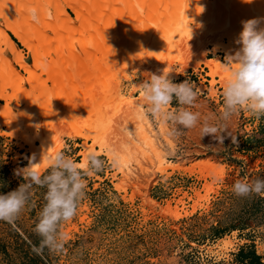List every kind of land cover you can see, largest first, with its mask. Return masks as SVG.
I'll return each instance as SVG.
<instances>
[{"label": "rangeland", "instance_id": "rangeland-1", "mask_svg": "<svg viewBox=\"0 0 264 264\" xmlns=\"http://www.w3.org/2000/svg\"><path fill=\"white\" fill-rule=\"evenodd\" d=\"M60 1L67 14L76 19L68 0ZM161 1L126 0L123 8L132 19H138L135 23L141 27V37L130 43L128 52H119L114 78L110 75L112 79L95 80L98 90L84 88L83 97L90 102L88 109L82 110L80 121L83 125L88 119L89 125L79 127V122H67L63 116L56 119L65 113L58 102L57 89L52 82H46L53 96L44 98L38 80L24 96L27 101L32 98L30 106L25 103L21 109L23 102H17L20 110L12 119L0 114V122H7L0 129V193L15 190L24 182L15 171L33 158L31 142L40 149L34 163L37 168L49 162L48 157L56 151L81 163L83 140L76 136L77 130L92 131L97 124L95 139L99 138L101 145L91 138L88 146L96 150L104 146L112 156H98L101 168L84 176L86 187L74 216L58 225V233L65 237L59 250L36 246L41 237L34 228L47 189L34 185L16 218L12 222L0 220V264H242L238 259L242 250L258 253L259 246L264 248V195L239 197L232 187L237 180L264 178V115L256 116L241 108L230 118L222 119L226 73L213 75L207 66L222 65L228 54L218 50L221 46L233 45L235 49V42L228 39L234 20L240 16L264 18V0H166L167 5ZM225 4L228 10L223 7ZM8 6L15 12L13 5ZM27 7L32 10L28 16L34 19L42 12L48 13L45 6L36 3H28ZM49 13L55 24L66 28L60 10ZM15 17L26 21L21 14ZM36 19V26L41 27ZM81 24L84 26L77 23L76 29H81ZM260 27H264V20ZM7 32L33 66L29 50L9 29ZM67 38L71 56L69 50L79 46L81 40L77 34L72 42L69 34ZM0 54V62L9 60L7 52ZM13 64L18 65L16 60ZM16 68L29 77L19 65ZM93 71L98 75L97 69ZM164 73L174 83L186 80L195 85V102L182 105L173 98L159 113L148 111L144 107L143 83L152 74ZM2 77L0 65V92L6 87ZM106 88L110 89L107 94ZM68 92L72 94V89ZM11 93L17 95L18 90L11 89ZM36 100L41 103L35 104ZM0 103L6 105L1 99ZM32 105L37 106L35 112L39 116ZM182 108L199 115L197 126L184 129L175 124L173 116ZM137 110L145 113L156 131L162 121L168 128L167 138L156 135L166 158L162 163L151 161L143 153L138 135L141 128L131 117ZM136 119L143 123L140 117ZM40 121L43 127L38 124ZM205 122L220 129L217 137L222 136V142L201 136L200 128ZM12 131L21 136L13 137ZM70 134L75 137L70 138ZM204 160L216 166L198 163ZM49 170L50 167L41 175Z\"/></svg>", "mask_w": 264, "mask_h": 264}, {"label": "bare ground", "instance_id": "bare-ground-1", "mask_svg": "<svg viewBox=\"0 0 264 264\" xmlns=\"http://www.w3.org/2000/svg\"><path fill=\"white\" fill-rule=\"evenodd\" d=\"M156 1L159 2L161 0H156ZM28 3L29 4L36 3V4H39L40 7L45 6V9L48 11V13L40 12L41 14L38 17L36 16L38 19L35 18L37 21L41 23V27L36 26L35 19L33 17L28 16L29 15L28 12L32 11L30 8L28 9L27 7ZM62 3L63 2H61L60 0H45V2L43 1V3L41 0H35V1H32V0H0V37H1L0 38V44H1L0 53L7 52V54L10 55L9 60L3 61L4 59H2V62H0L1 69L3 71L2 78H3V81L5 82L4 85L6 86V87L1 86L2 88H5V90H2L3 92H0V99L6 102V105H2L0 103V114L2 118L8 115H10V117L14 116V113H16L15 111H17V109L19 108L16 105L17 102H20V101L23 102L21 104L22 106L20 107L21 109L27 104L28 106H30V104L32 103L30 102V100L32 98L28 99L27 101L24 96L27 95L29 86L32 83H35L36 80H38L39 82L42 83L41 85L42 88L40 89L42 92V96L44 98H48V97L50 98L51 96H53L52 90H50L48 87L45 86L46 82L48 83L52 82L57 89L56 91L57 97H58L57 99H58V102L60 103V107L62 106V108H64L63 111L65 110V113L63 115L59 114L58 116L60 117L54 116L56 119L65 117V120L67 122H75V121L79 122L80 123L79 127L81 126L85 127L86 125H89L88 119H85V118L92 114L88 116L85 115L86 117L84 119L86 121L83 125H81L82 123L80 121L81 116L83 115L82 110L84 111V109H88L87 107L90 102V99L88 97L86 98L83 97L84 88L87 87L89 90H98V84L93 83L95 80L100 81L101 79H105V80L112 79L109 76L110 75L112 76V74H115L114 70L117 69L116 66L119 64V60L117 59L120 56L119 52L120 51L122 52L123 50H125V52H128L127 49L130 46V43L138 41L139 38L141 37V31H140L141 27L139 28V24L135 23L138 21V19L136 17L132 19L131 13H128L123 8V6L127 4L126 0H68L69 7L72 8L73 12L77 16L76 19H72L67 14ZM1 4L3 5V7H1L2 6ZM9 4L15 7V12H11L9 10V6H8ZM132 4L133 3H131V5ZM162 4L165 5L166 0H163ZM223 7L227 9L228 5L225 4ZM53 9L60 10L61 18L64 19L66 22V28H62L61 26L53 22L52 20L53 16L49 13ZM16 14L23 15L24 18H26V21L23 22L21 19L20 20L17 19L15 17ZM240 17L242 18H240L239 20H234V23H232L233 25L232 28L228 30L229 31L228 33L229 42L231 43L235 42L234 43L235 49H233L232 47L233 45H231V47L229 45L221 46V48L218 49V50H221L227 53L228 55L233 53L236 49L239 48V44L236 43V41L238 40L239 34L242 31L241 21L253 18L249 16H244V17L240 16ZM55 20L57 19L55 18ZM77 23L79 24L83 23L84 26L81 24L82 26L80 27L82 28L76 29ZM260 26L261 24L259 25V27ZM8 29L22 43V45L29 50V55L34 61L33 66H32V63L28 60V58H26L25 54L23 53V50H21L17 46V44L14 43V41L12 40V38L7 32ZM67 34H69L71 37L70 42H72V40L75 39L76 34L81 40V44L79 46H73V48L69 50L71 53V56L67 49L68 46L66 47L68 43L67 42L68 38L66 39ZM53 35H55V37ZM14 60H16L17 64L23 70L26 71L29 77L22 74L21 71H19L16 68V66L18 65L13 64ZM207 66L211 69L213 75L217 72L219 73V71L226 73L225 77H227L228 75V73L223 70V65L219 64L218 66H215L212 63H207ZM46 67L48 68L46 69ZM94 69H97L98 75H95L93 71ZM11 89L12 90L17 89L18 94L13 96V94L11 93ZM69 89L70 90L72 89V94L68 92ZM105 92L107 94L108 92H110V89L106 88ZM92 94L95 96L97 93L92 92ZM32 97H34V95ZM94 98H97V97H94ZM25 100L27 102H25ZM53 101L54 100H52V103H54ZM36 102L37 100L35 101V104H38V105L41 103V102L39 103H36ZM32 107L35 108L34 109V112H35L37 106L32 105ZM20 108L18 110H20ZM43 110L47 111L46 107L43 108ZM31 111L33 113V110ZM100 111H102V109ZM137 111L138 112L136 111L133 112L134 114L131 115V117L132 118L134 117L132 121L137 122L141 128L139 129L138 135H140V139L142 141L141 146H143V150H144L143 153L146 156H150L151 161H156L159 163L164 162L166 158H165V155L163 154L162 146L160 145V142L156 135L160 136L161 134L163 136H166L167 138L168 128L165 122L162 121L161 125H159V129L156 131V129L153 127L150 121L147 120L148 118L146 117L145 113L144 112L139 113V110ZM41 112L42 111H40V113ZM48 112L49 111H47L46 114ZM26 114H28V112ZM49 114L50 113H48V115ZM10 117H7L8 119L6 118V120H10ZM44 117H45V113H44ZM138 117H140V120L143 123H140L139 119L135 120V118H138ZM37 119H40V118L38 117ZM45 119L44 121H46ZM19 121H16V122H19ZM26 121L24 122L26 123ZM24 122L22 124H24ZM41 122L42 121L38 122V124L40 123L41 127H43L44 124ZM52 123H55V122L53 121ZM4 124H7V122H0V129L4 126ZM9 124L11 123L9 122ZM20 127L22 129L23 125H21ZM52 128L54 127H51V130ZM97 130H98L97 124L95 126V129L92 131L85 130L83 132L82 130L80 131L77 130L76 136L83 140V143L81 146L84 149V151L81 152V155L84 157V160L90 153H95L97 154V156L108 155L110 158H112V156L109 153H106V151L103 149L104 148L103 145H105L103 142H102L103 148H101L100 150H96L94 148L91 149L88 146V141L91 138L95 139L96 136L98 135ZM10 135H12L13 137L21 136V135H17V133L13 131L10 133ZM24 136L22 137L23 139H24ZM69 137L74 138L75 136L74 134H70ZM95 141L97 142V144H99V146L101 145L99 138L95 139ZM29 145H30V152L33 155V158L31 160L33 163H35L36 160L39 158L38 154L40 152V149L39 147H36L33 142H31ZM62 147H63V144H61L59 149H61ZM138 153H141V152L138 151ZM198 163L201 164L202 166H210V167L216 166L214 162L209 161V160L207 161L204 160V161H201V163L200 162ZM43 164L44 166H42L41 168H37L36 164L33 165L40 174H42V172L45 169L50 167V162H47L46 164L43 163ZM18 169L20 168L18 167ZM258 254L264 255V248L262 246H259Z\"/></svg>", "mask_w": 264, "mask_h": 264}, {"label": "clouds", "instance_id": "clouds-1", "mask_svg": "<svg viewBox=\"0 0 264 264\" xmlns=\"http://www.w3.org/2000/svg\"><path fill=\"white\" fill-rule=\"evenodd\" d=\"M264 18H252L241 21L242 31L236 43L239 48L226 55L222 62L223 70L228 73L224 82V107L222 119H228L241 108L256 116L264 115V27H259ZM144 107L153 114L159 113L173 98L182 105L195 102L198 92L195 85L184 80L174 83L167 74H152L150 80L143 83ZM176 125L184 129L197 126L199 115L182 108L174 116ZM201 136L218 138L220 129L205 122ZM50 170L41 175L29 159L27 166L17 169L16 175L23 178L15 190L0 193V220L12 222L24 208L30 189L34 185L46 187L43 205L34 231L41 237L40 247L59 250L65 239L58 233V225L70 220L77 208V202L83 197L86 181L84 176H91L102 166L97 154L90 153L83 162L76 163L63 153L48 157ZM233 192L239 197L250 194L264 195V178L255 180H237Z\"/></svg>", "mask_w": 264, "mask_h": 264}, {"label": "trees", "instance_id": "trees-1", "mask_svg": "<svg viewBox=\"0 0 264 264\" xmlns=\"http://www.w3.org/2000/svg\"><path fill=\"white\" fill-rule=\"evenodd\" d=\"M36 246L40 247V244L36 242ZM238 259L242 264H264V257L258 255L256 251L248 252L246 250H242L238 255Z\"/></svg>", "mask_w": 264, "mask_h": 264}, {"label": "crops", "instance_id": "crops-1", "mask_svg": "<svg viewBox=\"0 0 264 264\" xmlns=\"http://www.w3.org/2000/svg\"><path fill=\"white\" fill-rule=\"evenodd\" d=\"M257 254H258V253H257ZM258 255H260V254H258ZM260 256L264 257V255H260ZM263 262H264V259H263Z\"/></svg>", "mask_w": 264, "mask_h": 264}]
</instances>
